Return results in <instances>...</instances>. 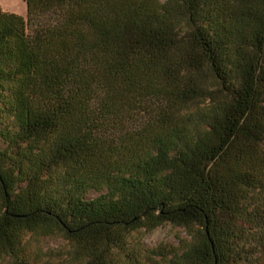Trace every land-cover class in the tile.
I'll return each mask as SVG.
<instances>
[{"label":"trees","instance_id":"trees-1","mask_svg":"<svg viewBox=\"0 0 264 264\" xmlns=\"http://www.w3.org/2000/svg\"><path fill=\"white\" fill-rule=\"evenodd\" d=\"M25 5L0 10V264H264V0Z\"/></svg>","mask_w":264,"mask_h":264},{"label":"rangeland","instance_id":"rangeland-1","mask_svg":"<svg viewBox=\"0 0 264 264\" xmlns=\"http://www.w3.org/2000/svg\"><path fill=\"white\" fill-rule=\"evenodd\" d=\"M0 10L2 12L17 15L24 20L27 18L25 0H0ZM28 33L32 32V25L28 24ZM96 194L91 193L89 197H95ZM184 233L180 228H172L170 225H165L157 228L153 232L147 234L144 238L146 246L152 247L158 244L172 243L176 244L177 237H183ZM43 246L45 249L56 250L62 246V241L58 239L44 240Z\"/></svg>","mask_w":264,"mask_h":264}]
</instances>
